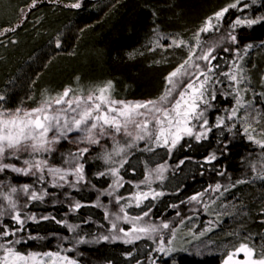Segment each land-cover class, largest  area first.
I'll use <instances>...</instances> for the list:
<instances>
[{
  "label": "trees",
  "instance_id": "1",
  "mask_svg": "<svg viewBox=\"0 0 264 264\" xmlns=\"http://www.w3.org/2000/svg\"><path fill=\"white\" fill-rule=\"evenodd\" d=\"M74 2L77 0H36L26 21L22 19L21 9L27 12L32 0H0V33H3L0 34V95L6 97L0 101L3 107L29 104L34 108L46 96H54L65 88L87 96L109 81L112 98L156 99L167 87L166 77L188 55V47H175L172 41L182 40L185 45L195 46V34L205 22L232 3L231 0H79L78 9L65 6ZM92 7L99 11L94 13ZM239 7L243 10L229 8L219 23L213 19L216 28L200 34L202 45H216L213 55L217 60L212 63L219 64L217 73L236 72V66L253 59L264 62V22L237 26L234 32L231 27L237 17H264V0L254 4L241 0ZM17 24L20 26L15 31L4 33V29ZM230 32L236 35V42L231 40ZM248 44L252 47L245 51ZM225 48L229 51L225 52ZM242 54L240 59L238 56ZM242 75L240 88L246 87L248 91H241V96L249 106L241 108L240 113L247 114L248 119L227 120L231 109L220 102L225 97L235 101L236 88L230 86L226 76L214 77L222 83L215 84L216 99L210 100L211 107L205 112L211 131L199 141L185 136L169 151L151 139L132 142L121 135L117 137L121 145L133 143L115 157L117 161L121 158L126 161L123 167L106 164L102 158L106 151L112 150L110 137L101 139L98 145L77 146L69 141L58 144L50 162L64 167L69 153L89 147L81 161L85 181L75 188L48 187L52 195L43 202H30L24 211L35 215L38 222L28 220L26 231L19 235L43 239L28 240L17 248L25 252H47L59 250L58 246H75L73 252L64 254L79 264H153L150 256L160 253L154 251L158 245L152 240L124 243L122 234L110 231V220L119 213V207L128 204L135 193L151 189L162 195L155 199L150 196L143 201L144 206L126 207L129 216L150 210L145 221L157 225L169 222L177 228L175 238L183 237L182 233L192 230L194 225L199 233L210 227L209 221L213 229L174 251L172 256H160L155 264H222L228 252L241 243L253 247L259 255L264 248V180L258 174L264 172V149L248 139L243 126L250 124L254 138L264 139V80L255 87L245 81L247 73ZM218 118H225V127L215 126ZM193 123L197 130H202L199 122ZM233 124L235 127H231ZM213 155L216 158L209 162ZM110 167H119L121 187H112L116 177L110 174ZM101 172L105 174L99 175ZM32 179L11 172L0 174V182L5 184ZM238 180L247 182L229 187ZM217 183L222 185L223 195L211 191ZM225 187L228 191H224ZM201 192L204 195L200 203L190 200ZM119 196L124 199L117 205ZM25 199L21 196V203ZM76 202L83 207L79 211L70 210ZM42 216L55 219L42 220ZM57 220L78 227L70 232ZM4 222L10 227L14 225L8 216ZM118 227L127 230L131 224L121 222ZM165 233L166 238L168 233ZM113 234L120 238L102 239ZM81 238L85 242L77 244ZM175 245L178 244L173 241L174 248ZM123 250L129 253L124 256Z\"/></svg>",
  "mask_w": 264,
  "mask_h": 264
},
{
  "label": "snow or ice",
  "instance_id": "2",
  "mask_svg": "<svg viewBox=\"0 0 264 264\" xmlns=\"http://www.w3.org/2000/svg\"><path fill=\"white\" fill-rule=\"evenodd\" d=\"M255 2V0H253ZM36 0H32V7ZM241 0H235L234 3L222 8L205 22V26L196 34V44L185 45V42L173 40L175 47H188V55L169 75L166 77L167 87L163 94L156 99H149L137 102H126L116 100L111 97V82L107 85L89 92L87 96L76 94L72 88H65L61 93L54 96H46L36 107L24 109L17 107L15 109H6L0 105V174L5 172L15 173L16 176L31 177V182L12 184L0 182V264H77V261L71 256L64 254L73 252L74 247L62 248L58 246L57 251L37 252L21 251L17 245L27 243L28 240L43 239L28 235L27 238L19 235L26 231L25 225L28 220L38 222L37 217L25 212L24 209L30 206V202H43L45 197L52 195L48 187L63 188L66 185L69 188H75L81 182L85 181L84 163L85 154L89 152V147H81L75 153H69L64 160V166H57L50 162L52 153L57 151V145L62 141H70L85 145H98L101 139L110 137L113 141L111 151H106L103 160L106 164H119L123 167L126 162L123 158L119 161L115 159L124 153L125 148L133 146L132 142L151 139L157 146L167 147L169 151L183 139V137H194L199 141L202 137L206 138V132L211 131L208 127V120L205 118V112L211 107L210 100L216 99L215 84L222 83L218 78L224 75L228 78L230 86L236 88L235 107L231 109L227 120L242 119L247 120L248 115H241L240 109L247 108L241 96V91L247 92L245 87L240 88L244 80L242 69L236 66L237 71L233 73H217L219 64H213L217 60L213 55L216 45L205 46L201 44L200 34L216 28L213 19L219 23L229 8H235L238 11L243 9L239 7ZM70 8H80L79 0L65 5ZM248 5L245 4L246 8ZM23 13L24 10L21 9ZM27 14L22 15L26 19ZM264 22V17L240 18L237 17L231 25L233 32L237 26H252ZM20 25L4 29V33L15 31ZM230 32L233 42L237 37ZM3 34V33H0ZM56 47H60V40L57 39ZM252 47L246 45L245 51ZM198 50V51H197ZM229 51L228 48L224 49ZM239 54V53H237ZM202 62V63H201ZM6 97L0 95V101ZM203 106V107H202ZM193 121L199 122V129ZM216 127H225V118H218ZM231 127H235L233 124ZM231 127L229 130H231ZM251 125L245 123L244 133L250 141L257 143L264 149V139L256 140L252 134ZM73 133L77 135L70 140ZM131 138L132 142L121 145L117 139L119 136ZM226 148L227 145L225 144ZM215 155L209 158V162L214 160ZM163 166H161L162 168ZM255 171V166L253 167ZM109 172L116 179L113 181V188L121 187L122 178L119 176V167H110ZM101 172L99 175H104ZM223 175V173H220ZM72 179H69V178ZM258 178L264 180V172L258 174ZM147 180V177H146ZM245 180H238L229 187H235L236 184L246 183ZM150 187V185H149ZM222 185L217 183L213 192H221ZM5 188L7 189L5 191ZM228 191V187L224 188ZM111 194V193H109ZM162 193L150 191H139L135 193L130 200L135 201V206L140 207L141 202L148 200L151 196L155 199ZM204 193L193 195L190 200L200 203ZM26 199L21 203L20 197ZM123 196L116 197V204H120ZM215 203V200H212ZM99 201L97 202V205ZM132 206L131 203L121 205L119 213L115 214L114 220H110L112 233L122 234L124 243H134L141 239H150L158 246L154 251L164 255L172 256L175 249L173 241L176 237L177 228L169 222H162L159 225L145 221L149 216L150 210L143 211L142 215L129 216L126 207ZM82 204L76 202L70 210L79 211ZM123 215H120V214ZM179 215V213H177ZM10 217L14 222L13 226L4 222V217ZM109 217V212L105 208V218ZM40 219H55L50 216H42ZM74 232L76 227L65 221H56ZM131 224L129 229L118 227L119 223ZM212 221H209L210 227L196 233L189 230L193 237L199 238L212 231ZM165 232L169 238H165ZM116 240L119 235L113 234L111 237L105 235L104 240ZM66 239V238H65ZM81 238L76 241L77 244L84 243ZM155 264V261H153ZM222 264H264V248L259 255L253 247L241 243L224 257Z\"/></svg>",
  "mask_w": 264,
  "mask_h": 264
},
{
  "label": "bare ground",
  "instance_id": "3",
  "mask_svg": "<svg viewBox=\"0 0 264 264\" xmlns=\"http://www.w3.org/2000/svg\"><path fill=\"white\" fill-rule=\"evenodd\" d=\"M247 1H249V2H251V3L254 4L258 0H255V2H253V0H247ZM260 1H262V0H260ZM231 2L234 3L235 0H231ZM32 8L33 7H31V5H29L28 6V9H27V12H25V11L23 12V14H25V13L27 14V17L28 18L25 19L26 21L29 19L30 15H31L30 13H31ZM92 10H93L94 13H96L97 11H99V8L92 7ZM29 25H31V24H29ZM238 57L240 59H243V54L241 56H238ZM249 61H247L246 63H241V65L239 66V68L242 69V73H247V76L245 78V81L248 82L247 84L248 85H251V86L258 87V85H257L258 82H260V81L263 82V80H264V71H261V70H264V66H262V65H264V62H261L260 63V60L257 62V59H253L250 62ZM258 69H261V70H258ZM219 99H221V97H219ZM234 102L235 101H234L233 98H231V97H225V98H222V100H221L220 103H221V105H223L227 109H232L234 107V104H235ZM243 129H244V126H243ZM235 158L236 157L231 156V159L234 160V161L237 160ZM128 253L129 252L126 251V250H123L121 252V254L124 255V256L127 255ZM160 256H163V255L162 254L151 255L149 259H152V261H155V260L157 261Z\"/></svg>",
  "mask_w": 264,
  "mask_h": 264
},
{
  "label": "rangeland",
  "instance_id": "4",
  "mask_svg": "<svg viewBox=\"0 0 264 264\" xmlns=\"http://www.w3.org/2000/svg\"><path fill=\"white\" fill-rule=\"evenodd\" d=\"M113 99L121 100V101H126V102H137V101H144V100H145V99H141V98H137V97H128V98H118V97H113ZM0 105H1V104H0ZM19 107L24 108V109H31V108H33L32 105H29V104H27V105H21V106H19ZM4 108H6V109H15V108L7 107V106L4 107ZM76 135H77L76 133H73L72 136L70 137V140H71L72 138H74ZM69 142H70V141H69ZM71 143L74 144V145H77V146L82 145V144H80V143H73V142H71ZM142 191H145V190H142ZM128 203L135 204V201L128 200ZM144 205H145V204H144ZM144 205H143V201H142V202H141V206H144ZM192 230H193V231H196V230H197L196 225L192 226ZM182 234H183V237L175 238V240H174V244H175V243L178 244V245H175V246H176L175 248H177V246H178L177 249H182V248H184L186 245H190L194 240H197V239H198V238H196V237H193L192 234H191V232H190L189 230H187L185 233L183 232ZM165 235H166V233H165ZM167 238H168V237H166V239H167ZM187 238H189L190 241H187V240H186ZM200 238H201V237H199V239H200ZM77 264H79V263H77Z\"/></svg>",
  "mask_w": 264,
  "mask_h": 264
}]
</instances>
